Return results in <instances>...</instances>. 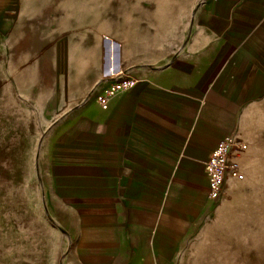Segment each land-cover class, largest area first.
I'll use <instances>...</instances> for the list:
<instances>
[{"label": "rangeland", "instance_id": "1", "mask_svg": "<svg viewBox=\"0 0 264 264\" xmlns=\"http://www.w3.org/2000/svg\"><path fill=\"white\" fill-rule=\"evenodd\" d=\"M200 2L0 0V264H80L75 227L52 210L58 146L70 128L104 127L96 95L110 83V47L131 73L162 66ZM239 114L245 179L211 202L179 264H264V95Z\"/></svg>", "mask_w": 264, "mask_h": 264}, {"label": "crops", "instance_id": "2", "mask_svg": "<svg viewBox=\"0 0 264 264\" xmlns=\"http://www.w3.org/2000/svg\"><path fill=\"white\" fill-rule=\"evenodd\" d=\"M193 24L162 66L133 70L101 130L70 128L58 146L52 210L80 264H179L216 201L205 162L264 95V0H201Z\"/></svg>", "mask_w": 264, "mask_h": 264}, {"label": "built area", "instance_id": "3", "mask_svg": "<svg viewBox=\"0 0 264 264\" xmlns=\"http://www.w3.org/2000/svg\"><path fill=\"white\" fill-rule=\"evenodd\" d=\"M106 39L112 41L110 37H106ZM107 75L110 77V85L105 91L96 95V100L102 109H107L112 98L131 89L135 83L132 73L117 63V57L115 69L109 70ZM247 149L248 143L236 134H226L219 140L205 162L211 199L218 200L222 196L229 180L245 179L242 160Z\"/></svg>", "mask_w": 264, "mask_h": 264}, {"label": "bare ground", "instance_id": "4", "mask_svg": "<svg viewBox=\"0 0 264 264\" xmlns=\"http://www.w3.org/2000/svg\"><path fill=\"white\" fill-rule=\"evenodd\" d=\"M169 12H170V10L167 11V12L165 13V15L163 16V18H164L165 20L168 19L169 15L171 16V14H169ZM112 42H114V43L116 44L115 41H112ZM116 45H117V44H116ZM115 47H116V46H115ZM110 50H111L110 57H109L110 61H109V65L107 66V72H109V70H111V69H115V67H116V55H115V56L113 55V53L116 54V52H114L113 49H112L111 47H110ZM112 66H113V67H112ZM108 67H109V68H108Z\"/></svg>", "mask_w": 264, "mask_h": 264}]
</instances>
